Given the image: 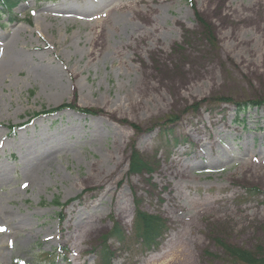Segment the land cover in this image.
Returning a JSON list of instances; mask_svg holds the SVG:
<instances>
[{
    "label": "rangeland",
    "instance_id": "1",
    "mask_svg": "<svg viewBox=\"0 0 264 264\" xmlns=\"http://www.w3.org/2000/svg\"><path fill=\"white\" fill-rule=\"evenodd\" d=\"M153 1L24 0L0 19V48L16 37L78 89L49 100L27 71L0 89V264H239L226 250L264 247V0H170L145 26ZM151 26L161 43L135 60L128 32L151 46Z\"/></svg>",
    "mask_w": 264,
    "mask_h": 264
},
{
    "label": "bare ground",
    "instance_id": "2",
    "mask_svg": "<svg viewBox=\"0 0 264 264\" xmlns=\"http://www.w3.org/2000/svg\"><path fill=\"white\" fill-rule=\"evenodd\" d=\"M170 0H154L152 2V6L149 7L151 10L148 11L146 14H138L139 15V20L142 21L145 26L150 24L151 22L154 23L155 25V20L151 18L152 14L158 13V9L167 3H169ZM156 6V7H155ZM155 7V9H154ZM128 10V9H133L132 5H125L122 8H115L113 12H119L120 10ZM80 14V13H79ZM110 19V15L105 14L102 18L101 21H98V25L103 27L104 24ZM60 21L63 23H74L78 21V18H75V16L71 15L68 17H60ZM74 21V22H73ZM42 28V27H41ZM152 30L156 31L157 36L151 40L153 44L150 46L148 44V39H146L143 36V33L140 32L139 30L141 27H137L134 30L131 29L128 34L129 39L131 41H134L137 43L136 48H132L129 46L131 52L133 54H137L135 56V60H139L140 53L138 52V49L140 47H153L154 50L158 49V46L160 45L161 42H159V35H158V29L156 26L152 27ZM102 32V31H101ZM99 32V35H102V33ZM27 49L20 47L19 42L17 41L16 37H11V40L7 42V44L4 45V47L0 48V89L2 88V85L5 83V80H8L11 75H17L23 71H27V73L32 75L36 81L46 90L47 92L49 91V94H54L55 96L49 97V100H53L57 98L58 95L61 94V96H64V93L67 91L65 89H68V85L65 88V82L63 79V76L65 74L69 75V77L75 76V72L68 71L66 69L61 70L54 65L51 64V66H40L37 67L33 63V61L29 60L27 58V54L25 53ZM146 51V50H145ZM139 53V54H138ZM91 55H93V50H91ZM132 63L133 61L130 60ZM139 72L142 71V68H139ZM75 82L73 84H70V91L73 95L78 91L77 89V80H74ZM68 89V90H69ZM64 92V93H63ZM170 176L174 177L172 173L169 174ZM181 175V174H179ZM5 213V212H4ZM5 221H7L10 217V214H5ZM170 264H177L176 261H172Z\"/></svg>",
    "mask_w": 264,
    "mask_h": 264
},
{
    "label": "trees",
    "instance_id": "3",
    "mask_svg": "<svg viewBox=\"0 0 264 264\" xmlns=\"http://www.w3.org/2000/svg\"><path fill=\"white\" fill-rule=\"evenodd\" d=\"M24 0H0V19L3 17V15H6V13H10L14 8H16L20 2ZM38 1V0H37ZM47 1H52V0H47ZM220 101L227 102L228 99L221 98ZM252 104H257V103H252ZM249 105L246 104H241L240 107L243 108V110L247 109ZM242 110V111H243ZM240 112V111H239ZM139 159L136 157L135 161H133V167L139 166ZM153 229L151 226L149 227ZM146 226H143V232L140 233L141 236H144L145 239H148L145 245L149 247H153L157 245V238L161 237V231H158L160 234H156L155 230L152 232L149 230ZM151 233V234H149ZM109 238H116L117 240L121 241V230L120 229H113L108 235ZM228 249V248H227ZM229 250V251H228ZM227 254L229 255L230 258L233 260H236L237 263H242V264H264V247H261L257 250V252H245L242 250H231L228 249ZM103 254V253H102ZM106 258L102 259L104 262Z\"/></svg>",
    "mask_w": 264,
    "mask_h": 264
},
{
    "label": "snow or ice",
    "instance_id": "4",
    "mask_svg": "<svg viewBox=\"0 0 264 264\" xmlns=\"http://www.w3.org/2000/svg\"><path fill=\"white\" fill-rule=\"evenodd\" d=\"M0 230H2V229H0Z\"/></svg>",
    "mask_w": 264,
    "mask_h": 264
}]
</instances>
